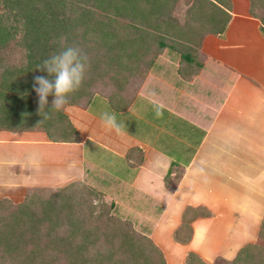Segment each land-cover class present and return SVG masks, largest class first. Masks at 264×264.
Masks as SVG:
<instances>
[{"label":"crops","instance_id":"0c3cea01","mask_svg":"<svg viewBox=\"0 0 264 264\" xmlns=\"http://www.w3.org/2000/svg\"><path fill=\"white\" fill-rule=\"evenodd\" d=\"M229 15L221 33L193 46L197 67L180 68L178 53L164 47L124 108L99 94L84 108L64 106L77 141L0 130V200L78 180L155 242L166 235L185 246L171 233L187 206L210 215L192 219L186 245L251 239L264 212V34L246 7ZM104 112L114 127L102 124Z\"/></svg>","mask_w":264,"mask_h":264},{"label":"trees","instance_id":"16d2710c","mask_svg":"<svg viewBox=\"0 0 264 264\" xmlns=\"http://www.w3.org/2000/svg\"><path fill=\"white\" fill-rule=\"evenodd\" d=\"M229 8V0H0V130H40L50 141H77L63 109L50 108L52 96L49 107L38 110L32 83L34 75H47L37 69L44 59L79 46L88 67L66 105L84 108L99 94L122 109L164 47L178 53L180 68L197 67L193 46L225 29ZM247 13L264 34V0H247ZM37 188L50 192L33 191L14 204L0 200V264H166L155 243L112 215V201L91 186L73 180ZM208 215L202 206L185 207L173 241L186 243L192 219ZM263 235L264 212L257 229ZM220 260L264 264V245L243 244L230 260ZM183 263L209 264L193 251Z\"/></svg>","mask_w":264,"mask_h":264},{"label":"clouds","instance_id":"9594fccd","mask_svg":"<svg viewBox=\"0 0 264 264\" xmlns=\"http://www.w3.org/2000/svg\"><path fill=\"white\" fill-rule=\"evenodd\" d=\"M88 67V58L79 46L67 45L58 53L44 59L37 69L47 75H34L32 88L38 97V110L49 107L48 97L52 96L50 108L61 111L69 102V94L79 90ZM101 122L106 127H114L113 114H101Z\"/></svg>","mask_w":264,"mask_h":264},{"label":"rangeland","instance_id":"374dc122","mask_svg":"<svg viewBox=\"0 0 264 264\" xmlns=\"http://www.w3.org/2000/svg\"><path fill=\"white\" fill-rule=\"evenodd\" d=\"M229 3H230L229 11H232L233 13L234 12L235 13L243 12L244 8L245 7L247 8V0H229ZM28 188H30V189H28ZM34 188L36 190H34ZM46 189L47 190H44V191L40 190V192H39L37 187H25L23 190L22 189L20 190V193L18 195L17 200H13L12 201V200L9 199V201L11 203H13V204L16 203V202H19V201L22 200V198L24 197L25 194H31L33 191L34 192H39V193H42V194H47L48 192H50V191H48L50 188H46ZM95 199L96 198H92L91 197V200L94 203L96 202ZM4 208H7V206H4ZM111 214L114 215V213L112 212V209H111ZM114 216L118 217L117 215H114ZM121 219H124V218H121ZM126 220H128V219H126ZM131 226L134 229V231H136L137 233H140V234H143V235H146V234L149 235V233H150L149 232L150 230L137 229V228H134L132 224H131ZM156 231L158 233H160L161 235L163 234V232L162 231L160 232V230H156ZM230 231L231 230H228V232H230ZM196 234H197V232H196ZM148 235H146V236H148ZM197 235H195V237ZM216 238H213V240L215 241L213 245L212 244L208 245L207 243L202 242V244H199L200 246L199 245L198 246L197 245H186V243H180L182 245H185V246H181V245H178V244H175V243L171 242L169 237L166 238V235H163L161 237V239L160 238L158 239L159 243L153 241L151 238L150 239L161 250V252H162V254L164 256V259L166 257L167 264H183L182 263V259H183L182 257H184V255H185V253L187 251H192V249H193L192 247L193 246L194 247H196V246L197 247H201V250L202 249L204 250L202 252L206 253L205 257H208L212 253V255L210 257L211 260L207 259V258H204V259L209 264H217V263H220V261H221L220 259H222L224 261L225 260H230L234 256V254L237 251V249L240 246H242L243 244L256 242V243H260V244L264 245V235L262 237H258L257 236V230H256V234L251 239L245 240V241L243 240V243L240 242L239 244H236V243L234 244V242H233L234 239H232V238H230V240L229 239H224L220 235H219V237H216ZM194 243H196V240L194 241ZM193 252H195V251H193Z\"/></svg>","mask_w":264,"mask_h":264}]
</instances>
